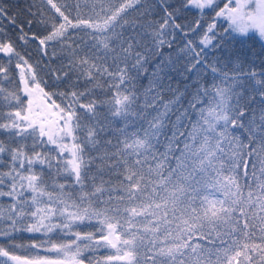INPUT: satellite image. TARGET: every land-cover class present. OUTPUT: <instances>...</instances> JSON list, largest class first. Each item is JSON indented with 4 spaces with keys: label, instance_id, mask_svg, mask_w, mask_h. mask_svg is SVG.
Returning a JSON list of instances; mask_svg holds the SVG:
<instances>
[{
    "label": "snow or ice",
    "instance_id": "1",
    "mask_svg": "<svg viewBox=\"0 0 264 264\" xmlns=\"http://www.w3.org/2000/svg\"><path fill=\"white\" fill-rule=\"evenodd\" d=\"M0 264H264V0H0Z\"/></svg>",
    "mask_w": 264,
    "mask_h": 264
},
{
    "label": "trees",
    "instance_id": "2",
    "mask_svg": "<svg viewBox=\"0 0 264 264\" xmlns=\"http://www.w3.org/2000/svg\"><path fill=\"white\" fill-rule=\"evenodd\" d=\"M4 2L6 4H8V3L14 4L16 2V0H4Z\"/></svg>",
    "mask_w": 264,
    "mask_h": 264
}]
</instances>
